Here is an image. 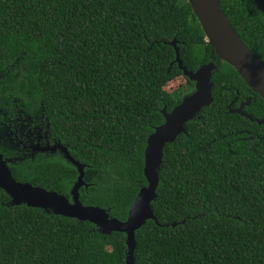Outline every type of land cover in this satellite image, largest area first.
Instances as JSON below:
<instances>
[{"label": "trees", "instance_id": "obj_1", "mask_svg": "<svg viewBox=\"0 0 264 264\" xmlns=\"http://www.w3.org/2000/svg\"><path fill=\"white\" fill-rule=\"evenodd\" d=\"M220 3L264 62L255 1ZM174 38L189 70L216 64L213 101L164 148L152 202L158 222L136 231L134 264H264V123L230 112L251 97L245 109L264 119V99L217 56L188 0H0V100L44 109L60 143L85 164L82 203L125 220L147 183L148 136L164 122L163 108L195 89L174 61ZM10 170L67 197L78 175L61 154ZM10 201L0 188V264L126 263V233Z\"/></svg>", "mask_w": 264, "mask_h": 264}, {"label": "water", "instance_id": "obj_2", "mask_svg": "<svg viewBox=\"0 0 264 264\" xmlns=\"http://www.w3.org/2000/svg\"><path fill=\"white\" fill-rule=\"evenodd\" d=\"M254 1L264 13V0ZM188 2L201 24L208 43L214 48L217 56L234 67L249 88L264 99V62L243 42L232 27L220 0H188ZM170 44L175 47L176 51L174 61L178 63L184 74L195 83V89L191 94L184 96L182 101L170 111L164 107L162 110L164 122L156 126L148 136L144 150L143 169L147 183L137 193L125 220L113 217L108 209L82 203L79 189L82 186H88L84 181L85 164L76 160L64 145H59L60 151L78 171L77 178L70 190V197L55 190H47L29 182L16 180L7 161L0 154V188L10 196V203L13 205L26 204L55 215L89 221L104 234H110L113 231L124 232L126 233L127 244L125 264H134L136 231L149 219L158 222L152 208V202L157 198V188L160 181L159 171L164 148L184 133L186 131L185 124L195 119L202 109L209 106L213 101L214 81L212 77L217 69L216 64L210 61L194 71L189 70L180 57L176 39L174 38ZM250 102L251 97H248L239 108H230V112H237L252 121L263 124L264 119H257L244 110V106L249 105ZM175 224L177 223L172 225Z\"/></svg>", "mask_w": 264, "mask_h": 264}, {"label": "flooded vegetation", "instance_id": "obj_3", "mask_svg": "<svg viewBox=\"0 0 264 264\" xmlns=\"http://www.w3.org/2000/svg\"><path fill=\"white\" fill-rule=\"evenodd\" d=\"M262 14L264 16L263 12ZM245 100L231 109L239 108ZM234 101H231L228 107L232 106ZM3 103L0 100V154L7 161L9 168L29 157L34 159L36 156L63 155L59 148L62 144L44 109L30 113L16 104L7 108ZM245 107L244 110L248 113Z\"/></svg>", "mask_w": 264, "mask_h": 264}, {"label": "rangeland", "instance_id": "obj_4", "mask_svg": "<svg viewBox=\"0 0 264 264\" xmlns=\"http://www.w3.org/2000/svg\"><path fill=\"white\" fill-rule=\"evenodd\" d=\"M179 91V90H178ZM178 91H176V92H178Z\"/></svg>", "mask_w": 264, "mask_h": 264}]
</instances>
